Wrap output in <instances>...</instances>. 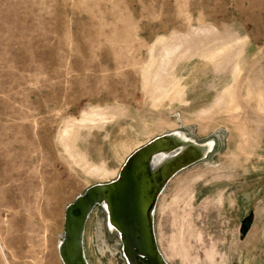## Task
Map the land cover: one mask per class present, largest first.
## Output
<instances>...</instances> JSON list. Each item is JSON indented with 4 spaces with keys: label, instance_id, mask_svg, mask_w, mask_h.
I'll list each match as a JSON object with an SVG mask.
<instances>
[{
    "label": "rangeland",
    "instance_id": "1",
    "mask_svg": "<svg viewBox=\"0 0 264 264\" xmlns=\"http://www.w3.org/2000/svg\"><path fill=\"white\" fill-rule=\"evenodd\" d=\"M262 49L264 0H0V264H64L67 207L173 133L213 148L156 200L164 260L258 264ZM105 213L85 259L127 264Z\"/></svg>",
    "mask_w": 264,
    "mask_h": 264
},
{
    "label": "water",
    "instance_id": "2",
    "mask_svg": "<svg viewBox=\"0 0 264 264\" xmlns=\"http://www.w3.org/2000/svg\"><path fill=\"white\" fill-rule=\"evenodd\" d=\"M156 139L136 150L126 160L119 172L118 180L89 188L84 195L78 197L67 207L65 235L61 243L62 252L60 253L64 264H88L82 244L84 227L95 206L102 205L105 210L100 202L105 194L107 195L105 201L109 206L112 218L115 219L122 234V252L126 263H165L157 247L153 228L150 227L148 219L141 212L140 191L137 181V176L145 162L153 153L157 152L155 143L158 140ZM115 183L118 184L116 187L114 186ZM251 222V218L244 220L240 230L241 235L248 232Z\"/></svg>",
    "mask_w": 264,
    "mask_h": 264
},
{
    "label": "bare ground",
    "instance_id": "3",
    "mask_svg": "<svg viewBox=\"0 0 264 264\" xmlns=\"http://www.w3.org/2000/svg\"><path fill=\"white\" fill-rule=\"evenodd\" d=\"M187 139L183 138L179 133L167 134L157 138L156 140L158 141L155 143L157 152L149 157L137 176L140 191L141 212L143 216L148 219L151 228H153L155 203L165 184L172 178V176L177 174L178 171L197 162L199 159L204 158L213 148V143L200 146ZM118 176L112 182L118 180ZM117 185V183L114 184L115 187ZM106 198L107 195L105 194L100 202L106 210L107 214H105L107 215L108 226L112 231L118 233L119 239L121 240L122 234L115 219L112 218L109 206L105 201ZM58 248L59 253H61L62 244H59ZM161 257L163 258V256ZM162 264H166V262Z\"/></svg>",
    "mask_w": 264,
    "mask_h": 264
},
{
    "label": "crops",
    "instance_id": "4",
    "mask_svg": "<svg viewBox=\"0 0 264 264\" xmlns=\"http://www.w3.org/2000/svg\"><path fill=\"white\" fill-rule=\"evenodd\" d=\"M205 23H210V24H214L213 22H205ZM239 30V29H238ZM234 35L237 36V38H241V39H244V40H250L246 35L242 34L240 31L236 32ZM262 53L264 54V49H262ZM261 86H253V88H260ZM253 134H251L252 136H255V137H260L262 138V144L258 145L256 148L255 147H252L250 146V151L251 152H255L256 150L258 151H261V148H262V154L260 153V156L259 158H261L262 160V222L260 221V223H262V235L261 237L259 238L258 240V243L259 244H262L261 247H252L251 248V252L253 251H257L258 253L255 254L256 257L259 258V263L258 264H264V80H262V128H257L256 130H254L252 132ZM258 148V149H257ZM245 152V150H244ZM256 153V152H255ZM262 156V157H261ZM256 218H254V222L252 224V228L254 227V224L256 223ZM251 228V229H252ZM254 253V252H253ZM251 256L252 253H251ZM255 257V258H256ZM166 262V261H165ZM252 260L251 258L250 259H246L244 264H252Z\"/></svg>",
    "mask_w": 264,
    "mask_h": 264
}]
</instances>
